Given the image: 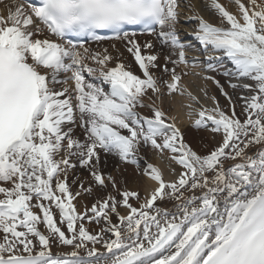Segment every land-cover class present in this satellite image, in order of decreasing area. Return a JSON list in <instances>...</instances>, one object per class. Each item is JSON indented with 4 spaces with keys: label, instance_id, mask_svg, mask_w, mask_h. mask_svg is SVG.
<instances>
[{
    "label": "snow or ice",
    "instance_id": "obj_1",
    "mask_svg": "<svg viewBox=\"0 0 264 264\" xmlns=\"http://www.w3.org/2000/svg\"><path fill=\"white\" fill-rule=\"evenodd\" d=\"M200 2L218 23L195 0H0V264H264V0ZM185 36L219 95L183 84ZM165 94L188 97L206 151ZM141 147L179 166L145 160L143 196L104 170L140 169Z\"/></svg>",
    "mask_w": 264,
    "mask_h": 264
},
{
    "label": "bare ground",
    "instance_id": "obj_2",
    "mask_svg": "<svg viewBox=\"0 0 264 264\" xmlns=\"http://www.w3.org/2000/svg\"><path fill=\"white\" fill-rule=\"evenodd\" d=\"M197 3L198 9L201 11V14L205 16L206 19H209L211 22L218 23L217 17L207 11L203 4L200 2V0H195ZM222 3H225L230 7V10L235 12L236 8L234 5H229V0H221ZM181 33L184 35V29H192L196 27L195 21H185L183 18L181 19ZM185 38L192 42L194 45L193 48L187 50V56L189 58L190 64L185 67V71H187L189 74L184 77L183 84L191 90L194 94L200 95V90L204 88L205 86L208 87L210 93L219 95L218 90L215 88V86L212 84L211 81H205L203 79V76L206 74L204 72V65L203 63H196L195 66H192L191 61L193 58H198L199 61H203L204 55L201 50L200 44L195 41L192 36H185ZM141 41L146 39H154L153 37L148 36H140L138 37ZM157 45V49H159V41H155ZM95 47V45H93ZM126 63L131 65L132 70L136 74H140L138 66L135 64V61L133 57L126 53L124 54ZM225 63H227V60H225ZM208 75H217L216 73H207ZM217 79H222L219 75H217ZM223 82V81H222ZM222 99V98H221ZM189 99L186 95L182 96L179 94H173L171 96L165 94L160 101V106L163 108V110L172 117L176 118L177 125L182 129V131H185L186 133H190L187 136V139L193 143L194 146H196L198 149L206 151L207 149L204 148L205 144H208L211 146V136L209 133L200 130L197 131L196 129L192 128L193 121L195 117L189 116V109L187 105L189 104ZM206 104L211 106V101H205ZM223 103V100H222ZM126 134V133H125ZM139 155L141 156V163H140V169H137L135 166L123 164L119 161V159L115 156H109L108 164L105 166L104 170L107 173H111L113 176H115L118 184H120L122 187L127 186L130 189H137L141 192V195L143 196L145 193L150 192L152 188H154L155 182L152 181L149 177L144 176L140 174V171L145 166V160L149 163H152L156 167L160 168L165 180H173L175 179V176L171 174V169H176L179 171V166L173 162L169 154L165 152L164 154H159L156 151L151 150L150 148L141 147ZM83 175L87 176L86 172H83ZM107 191H111V186L109 185V188ZM105 190L103 189H97L96 190V196H103ZM95 196H87L83 198V203L88 204L89 206L95 201ZM80 198H78V201H74V203H77V207H80L79 203ZM172 203V202H171ZM168 204L167 206L171 205ZM91 229L98 228V225L91 224ZM62 251H67L68 249H61ZM53 251L55 252L56 249L54 248Z\"/></svg>",
    "mask_w": 264,
    "mask_h": 264
},
{
    "label": "rangeland",
    "instance_id": "obj_3",
    "mask_svg": "<svg viewBox=\"0 0 264 264\" xmlns=\"http://www.w3.org/2000/svg\"><path fill=\"white\" fill-rule=\"evenodd\" d=\"M170 203H171V201H166V202H165L166 205H168V204H170ZM88 227L90 228V225H88ZM90 229H91V228H90Z\"/></svg>",
    "mask_w": 264,
    "mask_h": 264
}]
</instances>
